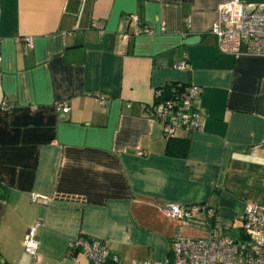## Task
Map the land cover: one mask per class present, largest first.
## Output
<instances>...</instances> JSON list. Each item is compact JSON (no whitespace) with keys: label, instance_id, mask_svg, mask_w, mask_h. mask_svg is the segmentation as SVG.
Instances as JSON below:
<instances>
[{"label":"crops","instance_id":"0c3cea01","mask_svg":"<svg viewBox=\"0 0 264 264\" xmlns=\"http://www.w3.org/2000/svg\"><path fill=\"white\" fill-rule=\"evenodd\" d=\"M226 1L0 0V264H91L69 253L80 235L124 263L163 261L179 227L209 231L165 215L166 201L198 220L209 209L241 237L246 203L264 204V56L217 49L210 30ZM168 82L201 88V129L175 137L184 156L165 152L145 108ZM36 221L33 258L22 240Z\"/></svg>","mask_w":264,"mask_h":264},{"label":"built area","instance_id":"2783aa9c","mask_svg":"<svg viewBox=\"0 0 264 264\" xmlns=\"http://www.w3.org/2000/svg\"><path fill=\"white\" fill-rule=\"evenodd\" d=\"M137 19L136 14H132ZM99 32L102 25L92 23ZM148 25L138 27V33H153ZM211 33L216 37V46L221 53L239 55L250 54L264 56V1L228 0L219 4L217 17L211 25ZM125 36H127L125 34ZM25 45L33 47L31 36H24ZM180 68L187 66L182 59L177 64ZM167 87V88H166ZM165 89H167L165 91ZM201 88L194 83H182L162 86L154 91V100L147 107L153 119L162 124V133L166 138H175L179 131L195 132L202 127V118L198 111ZM100 103L104 99L99 98ZM64 103L56 109L62 112L68 110ZM252 146L251 152L255 153ZM137 154L144 151L137 149ZM46 198L37 193L31 194L33 201ZM168 217L182 222L203 224L208 227L206 235L188 236L179 227L171 239V248L163 261H132L124 263L111 252L110 247L100 239L87 238L83 235L69 241L68 250L71 256L83 252L91 264H241L264 262V204L250 200L246 203L242 216V235L234 238L221 233V226H215L210 221L211 210L205 220L194 218L193 209L174 201H166L161 207ZM40 221L30 225L23 237L24 251L37 258L38 242L35 231Z\"/></svg>","mask_w":264,"mask_h":264},{"label":"trees","instance_id":"16d2710c","mask_svg":"<svg viewBox=\"0 0 264 264\" xmlns=\"http://www.w3.org/2000/svg\"><path fill=\"white\" fill-rule=\"evenodd\" d=\"M177 82H168L164 85L168 86L169 84H176ZM167 88V87H166ZM167 89H165L166 91ZM187 151V142L185 139H181V138H169L167 143H166V147H165V152L172 154V155H179V156H184L186 154Z\"/></svg>","mask_w":264,"mask_h":264},{"label":"water","instance_id":"95a60500","mask_svg":"<svg viewBox=\"0 0 264 264\" xmlns=\"http://www.w3.org/2000/svg\"><path fill=\"white\" fill-rule=\"evenodd\" d=\"M196 37H198V36H189L188 38H186V42H192V41H194V39L196 38Z\"/></svg>","mask_w":264,"mask_h":264}]
</instances>
